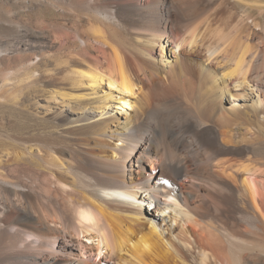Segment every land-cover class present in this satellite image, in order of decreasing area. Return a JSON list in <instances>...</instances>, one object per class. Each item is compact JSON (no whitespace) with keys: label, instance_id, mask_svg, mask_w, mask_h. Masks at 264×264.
Here are the masks:
<instances>
[{"label":"bare ground","instance_id":"obj_1","mask_svg":"<svg viewBox=\"0 0 264 264\" xmlns=\"http://www.w3.org/2000/svg\"><path fill=\"white\" fill-rule=\"evenodd\" d=\"M45 1L0 31V264H264V0Z\"/></svg>","mask_w":264,"mask_h":264},{"label":"rangeland","instance_id":"obj_2","mask_svg":"<svg viewBox=\"0 0 264 264\" xmlns=\"http://www.w3.org/2000/svg\"><path fill=\"white\" fill-rule=\"evenodd\" d=\"M68 21L69 17L55 3L45 0H0V31L3 26L34 29L38 25L55 27Z\"/></svg>","mask_w":264,"mask_h":264}]
</instances>
